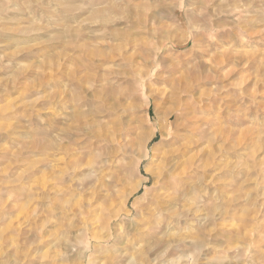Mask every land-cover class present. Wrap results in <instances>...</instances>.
Segmentation results:
<instances>
[{
	"label": "rangeland",
	"instance_id": "obj_1",
	"mask_svg": "<svg viewBox=\"0 0 264 264\" xmlns=\"http://www.w3.org/2000/svg\"><path fill=\"white\" fill-rule=\"evenodd\" d=\"M0 264H264V0H0Z\"/></svg>",
	"mask_w": 264,
	"mask_h": 264
},
{
	"label": "bare ground",
	"instance_id": "obj_2",
	"mask_svg": "<svg viewBox=\"0 0 264 264\" xmlns=\"http://www.w3.org/2000/svg\"><path fill=\"white\" fill-rule=\"evenodd\" d=\"M152 70H153V69H152ZM151 73L153 74V72H151ZM178 110H180V109H178ZM180 112H181V111H180ZM189 113H191V111H190ZM181 114H182V113H181ZM176 116H178V115L176 114ZM163 131L165 132V130H162V132H163ZM169 132H170V131H169ZM169 132H166V133H165V136L167 135V137H168L169 140H170L171 137H170V133H169ZM162 134H163V133H162ZM163 135H164V134H163ZM171 141H172V140H171ZM171 141H170V142H171ZM173 142H174V141H173Z\"/></svg>",
	"mask_w": 264,
	"mask_h": 264
}]
</instances>
